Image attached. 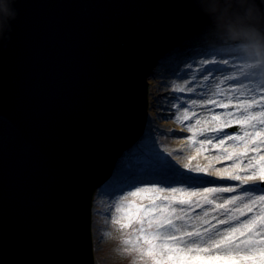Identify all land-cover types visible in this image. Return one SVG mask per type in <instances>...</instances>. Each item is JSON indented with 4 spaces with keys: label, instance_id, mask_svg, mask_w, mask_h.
<instances>
[{
    "label": "water",
    "instance_id": "1",
    "mask_svg": "<svg viewBox=\"0 0 264 264\" xmlns=\"http://www.w3.org/2000/svg\"><path fill=\"white\" fill-rule=\"evenodd\" d=\"M12 6L0 38V264H95L94 196L143 133L150 73L212 16L203 0Z\"/></svg>",
    "mask_w": 264,
    "mask_h": 264
},
{
    "label": "snow or ice",
    "instance_id": "2",
    "mask_svg": "<svg viewBox=\"0 0 264 264\" xmlns=\"http://www.w3.org/2000/svg\"><path fill=\"white\" fill-rule=\"evenodd\" d=\"M218 64L229 62L188 64L190 79L173 85L195 97L171 105L188 134L183 178L110 193L137 264H264V64Z\"/></svg>",
    "mask_w": 264,
    "mask_h": 264
},
{
    "label": "rangeland",
    "instance_id": "3",
    "mask_svg": "<svg viewBox=\"0 0 264 264\" xmlns=\"http://www.w3.org/2000/svg\"><path fill=\"white\" fill-rule=\"evenodd\" d=\"M217 31L215 29L204 30L199 33V40H196L191 44V46H184L185 55L183 56H172L171 58L175 61L181 62L180 69L170 72V75H175L174 73H179L175 75L174 78H168L172 80V86L169 89L171 94V105L176 103H183L185 99L189 97L195 98L189 93H178L173 90V85H180L185 79H190L188 64H192V71L195 72L198 63L202 59L209 60H227L229 64L227 66L223 64H218L217 67H227L230 66H244L245 64L257 65L264 64V48L260 50H248L245 45L247 41L243 36L237 38H230L220 34L224 37H219L215 35ZM215 37V38H213ZM182 53V52H180ZM179 59V60H178ZM195 61V63H193ZM172 63L169 59L163 64L162 70L165 73L168 69V65ZM219 75V73H217ZM199 83V81H198ZM168 87V86H166ZM176 109L172 108V114L165 118L167 121L175 122L176 127H180L175 120ZM177 123V124H176ZM229 131V129L227 130ZM188 135L185 133H180L178 137L183 138ZM167 135L165 133H153L147 132V134L142 137L138 145L134 144L132 148L125 152L124 156L119 160L116 169L118 171H126L127 174L134 176L138 175H148L147 180H163L156 179L165 173L168 176H164V180L172 178L175 176L176 179L180 180L183 178L182 174V163L184 157L190 152L187 151L185 156L181 157V170L171 172L168 166V157H164L160 154V148L162 140L166 139ZM180 156V155H178ZM164 157V158H163ZM175 168V167H173ZM118 196H112L110 194L102 193L96 198L95 201V214H94V253H95V263L96 264H137L135 255L125 251V245L123 243L124 232L119 228V226L113 223V216L115 214V201Z\"/></svg>",
    "mask_w": 264,
    "mask_h": 264
},
{
    "label": "bare ground",
    "instance_id": "4",
    "mask_svg": "<svg viewBox=\"0 0 264 264\" xmlns=\"http://www.w3.org/2000/svg\"><path fill=\"white\" fill-rule=\"evenodd\" d=\"M206 29V28H203ZM202 29V30H203ZM208 29H214V26L208 27ZM204 31V30H203ZM202 32V31H201ZM200 32V33H201ZM221 33L216 32L215 35L221 36ZM199 33L195 32L192 35L188 36L185 38L183 43H190L194 42L195 40H199ZM215 38V37H213ZM182 43V42H181ZM182 46L181 48H183ZM184 50V48H183ZM169 51L168 54L160 58L157 63L154 65L150 76L148 78V111H147V117L146 121L144 124V134L146 135L147 132H153L154 134L159 132V133H165L167 135V138L162 140L161 148H160V154H163L164 157L168 155V153H173L172 156L169 157L168 159V166L171 167L169 168L171 172L173 171H180L179 168L181 165V157L185 156L187 154V151L189 152V149L183 145V138L178 137L180 133H185L180 131V127L175 126V122L167 121L165 118L169 117L172 114V107H171V98L169 94H171V91H169L168 88L172 86V80H168V78H174L175 75L171 76L170 72H174L177 69H180L181 62L180 61H175L171 57L173 54H177L178 56H183L185 55L183 51ZM176 55V56H177ZM170 60L172 63L168 65L167 71L164 73L162 70L163 64L167 61ZM179 60V59H178ZM221 69L227 68V67H220ZM235 68L234 66H230L227 68L229 71ZM168 86V87H166ZM176 114V113H175ZM175 118V117H174ZM176 120V119H175ZM177 124V123H176ZM140 140V139H139ZM138 141H136L135 144L138 145ZM132 147H130L128 150H130ZM183 148V152L180 153V149ZM127 150V151H128ZM125 154V153H124ZM124 154L118 159L122 160L121 158L124 156ZM180 155V156H178ZM163 157V158H164ZM119 162V161H118ZM118 162L116 163L114 170L112 172L111 178H109L106 182H104L103 188H107L108 191L113 187H117L120 190L123 188L126 184L132 183L137 181V178H127V180L123 181L124 183L122 184L121 179H123L126 175L123 171H118L116 169V166L118 165ZM176 164V165H175ZM177 166V168H176ZM175 167V168H173ZM142 177H145V175H141ZM164 176L166 175L164 172L161 173L158 177L156 176V179H163ZM172 176V174H171ZM170 176L169 179L167 180H178L174 176L173 178ZM147 179L149 178L148 176L146 177ZM122 184V185H121ZM102 189L98 190L95 199L98 198L99 195H102ZM107 194V192L105 193ZM95 228V225H94Z\"/></svg>",
    "mask_w": 264,
    "mask_h": 264
},
{
    "label": "clouds",
    "instance_id": "5",
    "mask_svg": "<svg viewBox=\"0 0 264 264\" xmlns=\"http://www.w3.org/2000/svg\"><path fill=\"white\" fill-rule=\"evenodd\" d=\"M208 5L217 32L230 38L243 36L248 50L264 48V9L257 0H203ZM264 4V0H259ZM13 0H0V38H3L8 22L17 15Z\"/></svg>",
    "mask_w": 264,
    "mask_h": 264
}]
</instances>
